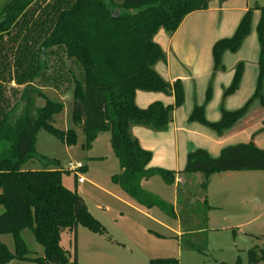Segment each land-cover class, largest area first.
I'll return each instance as SVG.
<instances>
[{
    "label": "trees",
    "instance_id": "obj_1",
    "mask_svg": "<svg viewBox=\"0 0 264 264\" xmlns=\"http://www.w3.org/2000/svg\"><path fill=\"white\" fill-rule=\"evenodd\" d=\"M39 1L9 0L0 9V78L5 80L10 74L11 80L26 85L17 107L0 112V206L4 209L0 214V264H69V251L61 245L63 232L73 234L83 226L91 232L104 233L77 189L64 186L63 175L68 171L59 168V161L41 157L36 150L41 130L68 146L76 144L78 139L75 129L54 127L55 116L64 112V104L48 99L33 85L49 70L48 56L54 48L63 49L73 66L70 70L74 85L73 123L85 137L84 148L90 150L102 133L111 134L112 148L122 170L113 181L139 204L160 207L171 217H177L174 206L142 188L144 181L157 175L175 183L177 174H199L200 186L206 194L215 174L264 172V149L253 142L228 146L216 158L198 149L188 155L187 165L179 173L151 168L153 153L131 134L134 126L157 133L167 131L175 110L185 103L181 80L169 83L156 70L157 64L166 60L165 52L155 42L156 35L164 30L173 36L187 16L208 10L214 0H73L72 3V0H55L44 9ZM39 8L44 15L35 20ZM256 9L261 11L257 26L260 57L253 96L236 111L222 108L218 122L207 120L205 105L195 106L189 117L190 123H199L218 136L240 121L253 102L259 101L264 109V7L256 6ZM252 21L253 10L249 9L234 35L214 44V76L225 71L224 54L238 52L249 37ZM6 45H12L16 57L12 72L7 68ZM243 71V64H238L224 97L239 90ZM138 91L172 95L175 102L168 106L154 102L142 109L136 103ZM211 91L210 87L207 102ZM39 98L45 100L43 107L37 106ZM263 131L264 127L256 134ZM40 157L45 163L43 169L23 170L26 162ZM184 185H179L178 194ZM204 202L208 213L211 207L206 197ZM178 213L181 215L182 210ZM208 221L206 217L205 222ZM25 230L32 231L43 247L42 257H30L32 252L22 236ZM193 232L191 228L182 230L181 240ZM3 235L13 236L15 252L1 241ZM248 258L249 264H264V247L252 248ZM151 264L179 262L154 260Z\"/></svg>",
    "mask_w": 264,
    "mask_h": 264
},
{
    "label": "rangeland",
    "instance_id": "obj_2",
    "mask_svg": "<svg viewBox=\"0 0 264 264\" xmlns=\"http://www.w3.org/2000/svg\"><path fill=\"white\" fill-rule=\"evenodd\" d=\"M8 1L0 0V9ZM218 1L220 5H225L229 0ZM54 2L55 0H40L39 6L44 9ZM256 6L264 7V0H250L249 9L253 10L251 34L238 52L224 54L225 71L213 75V45L210 50L213 66L210 78L193 80L187 85L181 81L185 92L183 109H188L192 114L195 106L205 105L207 120L218 122L221 118L213 121L215 115L219 114L222 108L226 110L228 103L237 97V94L224 97L223 92L215 102L218 74L233 73L234 76L236 67L240 63L244 67L243 75L245 71L248 74L253 72L255 67L259 70V63L257 59H253V56L255 58L256 54L259 57L260 44L257 42L258 49L255 50L251 43V39H256L258 35L257 26L261 19V11L256 9ZM41 8L35 20L44 15ZM227 15L228 13L222 10L218 13V21L220 22ZM4 53L9 60L7 68L12 72L16 60L12 45H6ZM226 54L227 60H224ZM48 66L49 70L42 75V79L37 84L52 86L55 80L59 91L46 88L43 93L48 99L62 102L65 106L64 112L55 116L54 127L60 130L75 129L78 139L76 144L68 146L48 132L41 130L37 137V153L48 160L59 161V168L66 171L71 162L82 163L86 167L85 171L78 172V175L86 181L84 184L78 183L79 194L91 214L104 229L103 234L91 232L83 226H79L73 234L69 231L63 232L61 245L69 251V264H75L76 261L77 264H151L154 260L169 259L177 260L179 264H249V251L252 248L264 247V172H233L216 176L212 180L208 193V205L211 207L208 213L204 202L206 194L200 186L202 176L198 174L184 179L185 185L180 194H178L177 181L169 183L160 175L142 184L144 191L161 199L167 205L174 206L177 217H171L160 207L149 208L141 205L113 181V177L119 175L122 170L119 159L112 148L111 134L102 133L90 150L84 148L85 137L73 123L74 85L70 74L73 66L68 61L65 51L58 48L51 50L48 56ZM4 78L5 80L0 78L2 99L0 112L16 108L22 95V88L10 85L12 78L10 74ZM186 86L189 88L187 93ZM210 87L211 97L207 102ZM44 105L45 100L39 98L37 106L43 107ZM233 106L239 105L232 104L231 108H234ZM243 106L232 111L241 109ZM263 112L264 109L260 102L255 101L245 116L234 126L248 125V128L259 131L264 126ZM207 130L212 133L211 129ZM41 157L26 162L22 167L23 170L43 169L45 163ZM63 184L66 188L74 190L75 172L65 173ZM181 210L182 213L179 215L178 212ZM3 211V207L0 206V214ZM206 217H209L207 223L205 222ZM190 228L194 232L181 240L178 232ZM22 236L32 252L31 258L44 255V249L38 244L32 231L25 230ZM1 241L11 252H15L12 235L1 236Z\"/></svg>",
    "mask_w": 264,
    "mask_h": 264
},
{
    "label": "crops",
    "instance_id": "obj_3",
    "mask_svg": "<svg viewBox=\"0 0 264 264\" xmlns=\"http://www.w3.org/2000/svg\"><path fill=\"white\" fill-rule=\"evenodd\" d=\"M220 4L218 0H214L210 3L208 10L194 12L187 16L173 36H170L164 30L158 32L155 37V42L159 44L165 52L166 60L159 62L156 66V70L165 81L173 83L177 80H181L187 85V83L193 80H207L210 78L213 67L210 56L212 46L219 39L230 37L231 33L235 31L242 17L249 10L250 0H229L225 5ZM222 10L228 13V15L219 22L217 19L218 13L222 12ZM251 40L254 49H258V35L256 39L252 38ZM259 57L255 54V58L253 56V59H257L256 61L259 63ZM224 60H227V54ZM258 75L259 70L257 67H255L253 72H249V74L246 71L244 72L241 86L235 93L237 97H235V100L230 101L231 103H228L225 108L227 111H232L247 103L255 92ZM42 77L43 76L33 83L35 87L42 91L46 88L59 91L55 84V80L52 86H41L37 84ZM233 78V73L218 74L215 96L217 98H215V102L221 94L225 92V89L231 85ZM10 85L22 88L23 95L26 85H19L15 80H11ZM187 90H189V88L186 86V93ZM154 102H161L168 106L174 104L175 98L172 95L158 92H137L136 103L140 108L145 109ZM230 104H237L239 106H233L234 108H231ZM190 115L191 112H189L188 109H183V107L175 110L173 121L169 125L167 131L162 133H157L149 128L141 126L132 127V136L139 140L144 149L153 153V159L150 164L151 168H161L179 173L185 169L188 155L198 149L206 150L212 157H218L222 150L228 146L247 144L250 142L264 149V132L256 134L258 130L250 129L248 125H236L226 131L222 136H218L214 131L210 133V131L207 130L208 128L206 129V127L199 123H190ZM221 117L222 111L215 115L213 121H217ZM100 136L101 135H99V137ZM85 170L86 167H84L82 171ZM231 173L233 172L215 174L211 177L206 193L207 199H209L208 193L210 192L212 180L218 175ZM190 176L194 175L177 174V188L180 184H183L185 178ZM85 182L86 181L79 183L78 178L75 176V188L78 193V183L84 184ZM178 235L180 237L182 231H179Z\"/></svg>",
    "mask_w": 264,
    "mask_h": 264
},
{
    "label": "built area",
    "instance_id": "obj_4",
    "mask_svg": "<svg viewBox=\"0 0 264 264\" xmlns=\"http://www.w3.org/2000/svg\"><path fill=\"white\" fill-rule=\"evenodd\" d=\"M83 169H84V165L82 163H74V162H71L68 165V171L75 172V176L78 178V182L79 183H83L85 181L84 178H82V177H80L78 175V172L79 171H82Z\"/></svg>",
    "mask_w": 264,
    "mask_h": 264
}]
</instances>
